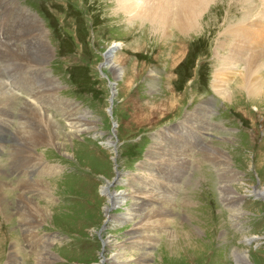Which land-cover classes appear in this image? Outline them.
Segmentation results:
<instances>
[{
	"label": "rangeland",
	"instance_id": "374dc122",
	"mask_svg": "<svg viewBox=\"0 0 264 264\" xmlns=\"http://www.w3.org/2000/svg\"><path fill=\"white\" fill-rule=\"evenodd\" d=\"M260 1L213 0L197 31L171 30L162 41L118 12L115 0H11L41 25L48 59L35 69L53 82L32 85L27 95L3 76L20 103L0 153V264H11L16 246L12 264H264V196L257 197L264 191V87L261 97L249 98L238 84L253 51L232 63L228 93L213 91L223 59L241 45L229 42L225 30L247 19L245 38L264 46V29L256 27L264 18ZM115 46L118 79L104 59ZM258 76L264 85V68ZM37 91L48 104L31 98ZM207 104L206 131L183 150L191 164L179 172L176 217L149 241L150 231L133 233L149 223L132 214L131 183L145 181L146 194L159 197L173 188L168 171L148 154L166 144L174 149L181 135L190 141L199 133L191 120ZM29 107L57 124L60 148L49 141L44 117L37 127L23 115ZM78 119L89 125H75ZM21 131L29 134L25 143L17 139ZM120 193L124 200L109 205L108 196ZM25 196L32 217L22 222L18 205Z\"/></svg>",
	"mask_w": 264,
	"mask_h": 264
},
{
	"label": "bare ground",
	"instance_id": "6f19581e",
	"mask_svg": "<svg viewBox=\"0 0 264 264\" xmlns=\"http://www.w3.org/2000/svg\"><path fill=\"white\" fill-rule=\"evenodd\" d=\"M212 1L213 0H115V5L118 12H121L127 18L129 17V20L131 19L133 21H137V22L139 21L141 22V24L143 23L148 25L151 29L152 34L154 33L156 35H159L162 41H164L167 40V38H170L169 32L171 30L174 31L176 30L180 34H184V35H188V33L192 31H197L198 27L200 26L201 18L203 17V15H205L206 13L205 11L207 10L208 6ZM248 7L251 8V6ZM262 9H264L263 5H262ZM254 10L255 8H252L249 9L248 12L249 13L251 12L252 14ZM26 12L27 11H25L24 9L19 8L16 2H11V0H0V38L3 41V42L0 41L1 42L0 43V56H1L0 91L2 92L0 94V153L4 146L5 143L4 141L7 140L8 137L7 134H9L10 132L9 130L10 126L11 124H14L11 122L12 120H10L11 118H13L12 109L16 107L18 103H20L15 95H14L15 98H13L14 97L12 96L13 94H10L11 92L5 85L8 79L12 80V82H10L12 86L8 83L11 88L18 89V87L16 86H19L21 87L20 90L22 89L23 91H25L27 95L33 92L34 90H36L35 86L38 89L41 83L53 82L47 76H45L46 71H44V69H37V70L35 69L38 67V63L42 64L40 63V61L44 59H48V48L43 40V32L40 29L41 25L38 24L33 18L28 16ZM1 13L3 15H1ZM251 14L249 19L252 17ZM246 21L247 19L245 21H242V25L247 23ZM249 23L252 24V22ZM249 23H247V25H249ZM256 23H255L256 27L258 28L261 27L264 29V18L263 19L259 18L258 20H256ZM233 25L234 26L231 25L232 27L227 29V32L226 30L224 32L227 33L229 42H231V40L233 39L234 42L236 41L235 44H237V42L239 41L241 45L237 44L235 46V49L233 48V50L229 53L230 55L227 58L223 59L224 67L222 66L223 68L215 76L213 91L216 94H218V96L224 97V95L228 93V92L226 93L227 87L225 88V86L230 81L231 79L230 77L233 76V72L235 71L234 66H232V63H234V61L236 63L244 62L245 61L244 57L247 54V52L253 51L251 52L250 55L247 54L249 55V57L247 58V60L243 65H245L248 68L247 69L245 68L246 71L242 73L240 77H238L239 79L238 84H241L240 88L245 91L246 95L249 98L261 97V93L264 85L261 78H258L259 77L258 71L264 68V57L262 58V51L264 50V46L261 41H256L252 39H250L252 41L250 40L248 41V39L245 38L246 36H244L246 34L245 32L247 31H245V28H243L244 26L240 25V23H236ZM26 34L28 35L27 37ZM256 37L258 38L257 35ZM116 47L117 46L111 47L107 51L108 53L106 54L104 59L106 58L107 67H109L114 72L116 79H118L121 78L122 74H121V69L113 64ZM254 49H257L258 51ZM263 55H264V51H263ZM104 67H105V62H104ZM3 76H7L6 77L7 81L5 83L4 81L6 79L3 81ZM32 85L35 86L31 88ZM31 89L33 91H31ZM39 95H41V93H38L37 91L31 94V98L33 99L34 97ZM36 98L38 102L40 101V102H44L45 104H48L46 102L47 100H45V98L48 97L44 96L43 97L44 100H42V97L40 96ZM23 104L24 103H22V105ZM208 105L209 104L206 105L205 109L198 110L196 112L197 118L195 120H191L192 130L194 129L198 130L199 133L194 131L193 137L190 141L185 139V137L181 135L176 138L177 139L182 138L184 140H182L178 146H175L174 149L171 148H170L171 150L168 149L167 148L168 146L166 144L163 147H158V148L155 147V149L151 150L150 153L148 154V158L151 159L152 162L156 161L157 165L156 163L155 165L157 166L159 171L162 170L163 174L166 171H168V179L170 180L169 183L172 184L173 188L171 190L169 189L166 190L165 193L163 192L162 194L163 197H159L158 195L146 194L148 188L147 182L138 180V181H134L133 182L134 184L131 183V186L134 188V192H135L133 193L134 195L133 198L135 197L134 198L135 202L133 205L132 214L138 216L141 222L145 221L149 223L147 226L146 224H140V226H138L133 233L135 232L144 233L143 231H150L152 233L153 238L148 237L149 238L148 240L149 241L152 239L154 240L157 236L156 234L157 233L160 234L161 232H164L168 224L171 222L172 218L176 217V213H175L176 210L174 207V194L175 191H177L176 184L177 182H180V179H178L179 172L182 170V168L187 170L189 164H191L189 163L190 162L189 158L188 160L185 159V155H183L185 151L183 150L192 147L196 143V141L200 138V135L202 134L201 132L203 130L206 131V127H204V123L207 119L206 114L209 109ZM25 108L26 106L23 105L22 109ZM25 113L27 115L30 114L33 116L32 120L36 125L37 124L39 125L38 121L40 120L43 121L42 118L44 117L46 124H48V128L50 127V129H48L50 131H47L49 135L48 138L49 141H51V143H54V141L57 142L56 146H58L59 148L62 146L60 143L61 137L59 136L60 134H58L59 127L57 126L56 123L50 121L44 113H42L41 115L36 110L31 109L30 107L28 108V113L27 111H24L23 115ZM4 118L7 119V121H5ZM71 118H73V116L70 117V120ZM74 124L79 125V127H86L89 125L88 121H83L82 119L76 120ZM74 124L72 126H75ZM38 125L37 127H39ZM88 130H90V128H88ZM47 132L44 131V134L45 133L47 134ZM27 133L28 132H22V131L21 133H17V139L19 140L20 143L27 142V139L29 138V134ZM37 139L38 138L36 137V140ZM195 146L196 145H194V147ZM107 147L108 148L110 147L112 149L113 145L108 143ZM30 163L32 164L31 160L28 161V165ZM13 166L15 168V165ZM24 186L25 185H21L20 188L24 190L25 188ZM166 186H167L166 184H162L160 185L161 187L160 189L164 190ZM0 189H2V187H0ZM153 191L154 190H152V193ZM260 194H258L257 197L263 198L264 191H263V195L261 194V196H259ZM123 195L124 194L121 193L109 195L108 204L114 206L115 204H118V202L123 201L124 200ZM22 200L23 203L22 202L19 203L18 209L20 211L19 212L20 216L22 217V222H26L28 221V219H30L29 217L32 216L28 215V211L30 210V207H28L29 200L26 199V196L22 197ZM22 204L25 205L26 208ZM108 206H106L107 209ZM155 209H157V212L154 211ZM148 211L151 212L149 213ZM130 216L132 215L129 214V216L127 217L130 218ZM45 217H48V211L43 210L41 214V218L44 219ZM132 218L133 217H131L130 219ZM144 245L145 244H143V246ZM142 250H146V248ZM17 252H19L17 246L15 248L13 247V249L10 251L9 260L11 261V264L12 262L17 263L18 260ZM238 255H237V261L239 263V260L242 261L243 255L241 254ZM244 257L247 258L246 256ZM138 258H139L138 262L142 263V261H144L145 255H140ZM114 263L121 264L116 261H114Z\"/></svg>",
	"mask_w": 264,
	"mask_h": 264
}]
</instances>
